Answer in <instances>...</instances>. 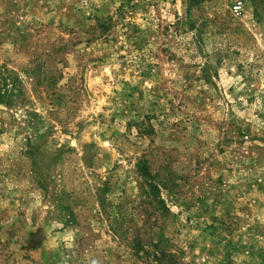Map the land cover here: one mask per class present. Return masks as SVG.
Returning a JSON list of instances; mask_svg holds the SVG:
<instances>
[{
	"label": "rangeland",
	"instance_id": "rangeland-1",
	"mask_svg": "<svg viewBox=\"0 0 264 264\" xmlns=\"http://www.w3.org/2000/svg\"><path fill=\"white\" fill-rule=\"evenodd\" d=\"M0 90V264H264V0H0Z\"/></svg>",
	"mask_w": 264,
	"mask_h": 264
},
{
	"label": "trees",
	"instance_id": "trees-1",
	"mask_svg": "<svg viewBox=\"0 0 264 264\" xmlns=\"http://www.w3.org/2000/svg\"><path fill=\"white\" fill-rule=\"evenodd\" d=\"M0 95L1 94V90H0ZM5 96L8 95L7 91L4 94ZM0 96L1 98H5V96ZM16 99H21V94H18ZM137 173L141 174L144 179L146 180L145 183V193L149 196V197H154L155 193L158 192L159 188L157 186V184H155L150 176V171L148 168V165L146 162H141L137 167H136ZM154 202H157L158 204L162 203L160 200H153Z\"/></svg>",
	"mask_w": 264,
	"mask_h": 264
},
{
	"label": "built area",
	"instance_id": "built-area-1",
	"mask_svg": "<svg viewBox=\"0 0 264 264\" xmlns=\"http://www.w3.org/2000/svg\"><path fill=\"white\" fill-rule=\"evenodd\" d=\"M236 11H237V8H236Z\"/></svg>",
	"mask_w": 264,
	"mask_h": 264
}]
</instances>
